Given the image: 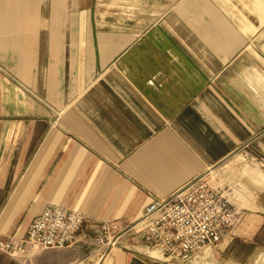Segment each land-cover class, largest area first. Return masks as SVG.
Masks as SVG:
<instances>
[{
    "label": "crops",
    "instance_id": "obj_1",
    "mask_svg": "<svg viewBox=\"0 0 264 264\" xmlns=\"http://www.w3.org/2000/svg\"><path fill=\"white\" fill-rule=\"evenodd\" d=\"M200 184L238 212L213 248L264 240V0H0V239L83 216L0 264H166L143 209ZM101 223L133 228L107 249Z\"/></svg>",
    "mask_w": 264,
    "mask_h": 264
},
{
    "label": "built area",
    "instance_id": "obj_2",
    "mask_svg": "<svg viewBox=\"0 0 264 264\" xmlns=\"http://www.w3.org/2000/svg\"><path fill=\"white\" fill-rule=\"evenodd\" d=\"M237 210L220 189L200 184L179 190L164 200H151L143 209L142 231L147 248L166 262H187L206 247L217 245L222 232L237 219ZM83 216L58 207H47L28 225L22 239H0V252L22 259L27 251L41 252L72 246ZM133 227L101 223L95 244L117 246L119 236Z\"/></svg>",
    "mask_w": 264,
    "mask_h": 264
},
{
    "label": "rangeland",
    "instance_id": "obj_3",
    "mask_svg": "<svg viewBox=\"0 0 264 264\" xmlns=\"http://www.w3.org/2000/svg\"><path fill=\"white\" fill-rule=\"evenodd\" d=\"M215 246L216 245L210 246L212 247V257H206L209 254L204 255V252L209 250H201L189 261L184 263L176 261L166 262L162 258L160 259L166 264H264V240H258L257 244L255 243L253 247L250 246L245 249H239L238 251L241 254H237V250H235L236 248H229L230 245L225 246V243L213 248Z\"/></svg>",
    "mask_w": 264,
    "mask_h": 264
}]
</instances>
